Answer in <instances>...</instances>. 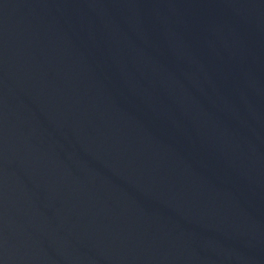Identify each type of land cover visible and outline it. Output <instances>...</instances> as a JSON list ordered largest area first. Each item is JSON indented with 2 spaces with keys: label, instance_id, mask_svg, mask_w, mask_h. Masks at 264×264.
Masks as SVG:
<instances>
[{
  "label": "water",
  "instance_id": "1",
  "mask_svg": "<svg viewBox=\"0 0 264 264\" xmlns=\"http://www.w3.org/2000/svg\"><path fill=\"white\" fill-rule=\"evenodd\" d=\"M0 264H264V0H0Z\"/></svg>",
  "mask_w": 264,
  "mask_h": 264
}]
</instances>
